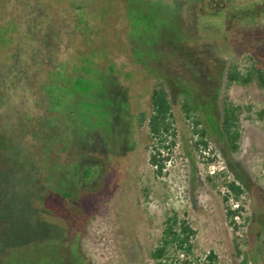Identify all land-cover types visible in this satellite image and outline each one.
Returning a JSON list of instances; mask_svg holds the SVG:
<instances>
[{
    "label": "rangeland",
    "instance_id": "1",
    "mask_svg": "<svg viewBox=\"0 0 264 264\" xmlns=\"http://www.w3.org/2000/svg\"><path fill=\"white\" fill-rule=\"evenodd\" d=\"M104 54L120 70L90 78L106 122L60 77H87L83 55L103 70ZM251 60L264 67V0H0V264H151L171 214L194 230L195 264H264V93L225 81ZM155 75L175 112L161 143L132 121ZM183 93L206 145L177 115ZM223 100L239 106L235 151Z\"/></svg>",
    "mask_w": 264,
    "mask_h": 264
},
{
    "label": "trees",
    "instance_id": "2",
    "mask_svg": "<svg viewBox=\"0 0 264 264\" xmlns=\"http://www.w3.org/2000/svg\"><path fill=\"white\" fill-rule=\"evenodd\" d=\"M145 41L143 40L142 43H145ZM142 47H144L143 44ZM134 53L135 55L140 54L136 49L134 50ZM104 56L107 58L108 63L103 70H97L93 55H83V65L81 66V69L87 74V77H60L61 79L65 78L69 83V94L73 95L79 93L84 97L91 98L92 101H89L87 104L83 102L81 105L88 110L91 109L94 113H97L98 117L101 115V120L106 122L108 116V112H106L107 108L104 106L106 95H103L101 100L98 97L99 102H95L96 92L91 90L92 79L90 78L100 77L104 84H107L111 79V75H119L120 70L114 68V64L106 54H104ZM73 68H76V66H73ZM124 75L127 79L130 77L129 73H125ZM225 81L226 86L233 84L246 86L254 83L264 93V67L258 61L251 60L248 66L241 71L234 62H229L225 70ZM167 83V78H165V76L155 75L149 92L148 108L146 110H138L135 114H132L133 128H142V130L144 128V134L150 140L155 139V141H158L159 143L165 139L166 134L170 132L172 123L175 122L174 107L167 89ZM105 92L106 86L104 88V93ZM238 112L239 106L226 100L221 102L220 128L225 136L227 146L231 151H235L238 148V140L240 137L237 124ZM200 113L201 112L192 102L190 97L183 93L178 102L177 115L184 121H190L192 125V133L199 135V142L206 145L207 143L202 137L206 132L207 124L201 117ZM258 115L259 117H263L264 108L258 111ZM99 120H96V122ZM151 162L156 164L154 156H151ZM95 174L96 169L87 166L80 171V180L87 182L93 178ZM227 187L231 192L233 199L237 200L242 192L241 186L234 181H230L227 183ZM63 194L65 196L69 195L66 191L63 192ZM225 199L227 198L225 197ZM239 209L240 208L231 209L230 207H227L226 217L229 219L230 223L234 222L233 216ZM193 234L194 230L186 220L178 218L176 214L168 215L163 222V228L157 244L148 250L147 254L151 260V264H195V259L192 257L193 252L191 243ZM207 257L208 259H212L214 256L210 252Z\"/></svg>",
    "mask_w": 264,
    "mask_h": 264
},
{
    "label": "built area",
    "instance_id": "3",
    "mask_svg": "<svg viewBox=\"0 0 264 264\" xmlns=\"http://www.w3.org/2000/svg\"><path fill=\"white\" fill-rule=\"evenodd\" d=\"M232 206L234 207V208H232V209H236L237 207H238V204H236V203H232ZM238 218V214L236 213L234 216H233V219H237Z\"/></svg>",
    "mask_w": 264,
    "mask_h": 264
}]
</instances>
